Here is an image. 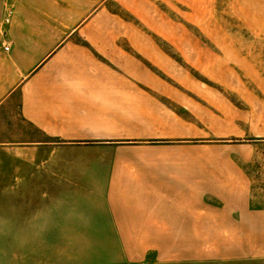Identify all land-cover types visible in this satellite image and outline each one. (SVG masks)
Wrapping results in <instances>:
<instances>
[{
  "label": "crops",
  "instance_id": "crops-1",
  "mask_svg": "<svg viewBox=\"0 0 264 264\" xmlns=\"http://www.w3.org/2000/svg\"><path fill=\"white\" fill-rule=\"evenodd\" d=\"M103 2L4 1L0 264H149L183 228L264 227L243 157L194 141L231 122L201 126L198 102L152 73L166 52L113 41ZM237 125L264 142V124Z\"/></svg>",
  "mask_w": 264,
  "mask_h": 264
},
{
  "label": "rangeland",
  "instance_id": "rangeland-1",
  "mask_svg": "<svg viewBox=\"0 0 264 264\" xmlns=\"http://www.w3.org/2000/svg\"><path fill=\"white\" fill-rule=\"evenodd\" d=\"M102 8L110 15L102 26L112 29L113 41L157 44L166 52L172 67L168 61L165 71L151 64L152 73L198 102L201 126L231 122V130L194 141L208 144L205 154L243 157L248 175L258 180L256 205L264 207L258 179L264 142L256 141L253 129L234 128L264 124V0H104ZM180 75L182 82L174 79ZM161 100L181 113L171 98ZM254 101L262 107H253ZM182 234L180 243L151 244L148 263L156 264L160 253L176 254L178 261L158 264H264V227L183 228Z\"/></svg>",
  "mask_w": 264,
  "mask_h": 264
},
{
  "label": "built area",
  "instance_id": "built-area-1",
  "mask_svg": "<svg viewBox=\"0 0 264 264\" xmlns=\"http://www.w3.org/2000/svg\"><path fill=\"white\" fill-rule=\"evenodd\" d=\"M9 21H10V16L8 15V16L4 19V24L9 23ZM0 33H3V28H2V27L0 28ZM4 48H5V50H8L9 46H8V45H5Z\"/></svg>",
  "mask_w": 264,
  "mask_h": 264
}]
</instances>
